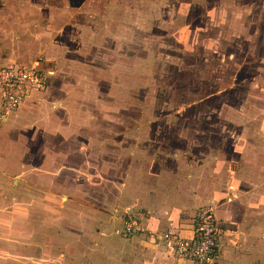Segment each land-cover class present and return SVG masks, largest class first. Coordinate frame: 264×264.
Returning a JSON list of instances; mask_svg holds the SVG:
<instances>
[{"label":"rangeland","instance_id":"obj_1","mask_svg":"<svg viewBox=\"0 0 264 264\" xmlns=\"http://www.w3.org/2000/svg\"><path fill=\"white\" fill-rule=\"evenodd\" d=\"M79 4L70 25L72 38L57 43L61 64L55 67V83L69 94L67 104L82 108L74 114L76 140L120 138L121 145L114 140L106 145L103 172L114 179L132 162L152 180V193L174 200L178 220H190L184 224L191 229L198 208L221 199L215 196L216 184L224 177L212 176L218 140L250 142L249 152L255 154L258 146L252 141L264 135V0ZM74 146L79 152L75 171L82 173L89 165L98 173L96 155L90 163L82 161L83 153L88 158L87 153L99 152L98 146H82L78 140ZM257 161L246 169L256 176ZM233 163L242 165L237 159ZM108 188L90 179L76 188L68 207L48 206L47 217L59 213L53 227L58 231L0 241V264L165 263L151 252L146 236L118 235L121 222L99 212V197ZM257 239L252 254L247 250L236 264H264V235Z\"/></svg>","mask_w":264,"mask_h":264},{"label":"crops","instance_id":"obj_2","mask_svg":"<svg viewBox=\"0 0 264 264\" xmlns=\"http://www.w3.org/2000/svg\"><path fill=\"white\" fill-rule=\"evenodd\" d=\"M86 1L80 0L79 8H83ZM77 2L0 0V66L32 64L50 71L42 92L32 94L0 120V241H10L16 235L25 237L30 232L34 239L42 238L43 233L45 237L49 232L53 235L58 231L53 227L60 218L59 213L47 217L44 209L48 206L60 208V203L67 206L76 188H82L85 181L96 178L102 185L110 186L107 193L99 197V212L107 211L114 221L121 222V226L123 216H135L148 229L158 232L169 230L189 236L190 226L184 223L190 220H178L177 211L172 206L174 200L167 195L170 199L152 193V180L139 174L131 161L124 171L119 169L114 173V179L106 175L108 172H103L107 167L106 145L112 140L121 145L120 138L102 135L93 141L89 135L87 140L83 136L77 137L82 146H98L99 152L87 153L88 158L83 153L82 161L90 163L96 155L99 171L93 172L89 165L82 173L75 171V155L79 152L74 146L77 143L74 114L82 108L67 104L70 102L69 94L55 83V67L61 64L60 46H57L59 39L65 36L72 38L74 34L70 25H73ZM70 41L73 39L67 40V48ZM36 57L43 60L41 64L33 63ZM218 142L220 148L214 150L212 157L217 164L212 169V176H221L224 180H221V185L214 182L215 196L221 199L209 201L214 206L216 220L223 228L222 245L215 264H224L226 257L234 259L232 262L236 264L238 258L248 256L256 249L257 235H264V135L262 140L252 141L258 146L255 154L249 152L251 143L247 144L242 139ZM227 144L230 145L228 148ZM236 159L242 165H234ZM256 160L260 170L258 176L255 170L246 171ZM120 228L116 229L118 235H122ZM133 236L138 238V235ZM148 242L151 252L161 262L163 259V264H192L171 255L164 245ZM232 262L227 260L225 264Z\"/></svg>","mask_w":264,"mask_h":264},{"label":"built area","instance_id":"obj_3","mask_svg":"<svg viewBox=\"0 0 264 264\" xmlns=\"http://www.w3.org/2000/svg\"><path fill=\"white\" fill-rule=\"evenodd\" d=\"M49 70L35 65L7 64L0 66V120L16 110L34 93L42 92L47 85ZM121 233L144 235L154 245L163 243L174 255L192 264H215L222 245L223 228L216 220L214 206L204 204L193 218L189 236L178 232L154 231L144 226L135 216L123 221Z\"/></svg>","mask_w":264,"mask_h":264}]
</instances>
